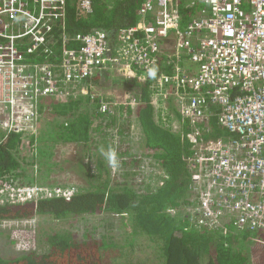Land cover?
Listing matches in <instances>:
<instances>
[{"label": "built area", "instance_id": "2783aa9c", "mask_svg": "<svg viewBox=\"0 0 264 264\" xmlns=\"http://www.w3.org/2000/svg\"><path fill=\"white\" fill-rule=\"evenodd\" d=\"M180 1L204 6L185 27ZM80 7L91 12L90 0H80ZM66 9L67 0H0L3 131L19 133L20 145L34 154L44 100L93 96L88 81L107 66L125 78L149 80V102L169 127L188 122L195 224L222 234L228 225L264 230V0H142L137 22L117 32L113 48L102 29L68 34ZM152 68L155 78L147 75ZM111 104L100 98L99 111L110 112ZM212 116L226 135L204 139ZM77 191L7 181L0 184V203L2 196L22 204L69 199Z\"/></svg>", "mask_w": 264, "mask_h": 264}, {"label": "trees", "instance_id": "16d2710c", "mask_svg": "<svg viewBox=\"0 0 264 264\" xmlns=\"http://www.w3.org/2000/svg\"><path fill=\"white\" fill-rule=\"evenodd\" d=\"M141 1L90 0L91 12L86 13L81 10L80 0H67L66 31L73 35L102 29L113 48L117 32L137 22ZM195 3L190 8L180 1L178 13L182 27L204 8L201 3ZM60 32L56 28L52 34L56 38ZM52 48L57 53L59 46ZM115 72L107 66L97 70L88 82L99 90L111 86L126 88L135 99L133 105L118 107L127 124L124 130L118 128L116 134L127 136L129 119L136 118L143 131L142 146L147 152L143 156L152 159L158 173L144 177L140 153L131 152L129 147L118 151L117 146H107L105 141L93 138V133L102 134L101 127L115 124L116 119L113 108L110 112L99 111L102 97L97 93L65 101L44 100L40 111L53 113L57 118L51 127L54 140L76 144L84 154L94 151L96 168L91 171L81 163L83 186L69 199H40L26 207L1 204L0 221L37 215L50 217L55 223L29 232L28 251L10 258L0 255V264H264V230H236L242 233L233 234V228L228 225L229 233L222 234L195 224L189 184L193 141L188 122L183 120L180 130L174 132L162 115L158 114V120H154L149 102L151 81L121 79L113 76ZM207 124L203 129L204 139L226 135L215 116ZM20 142L19 133L0 129V184L23 176L19 167L27 161L18 153ZM100 146H114L120 160L116 171H110L100 156ZM36 157L37 153L31 151L29 163L34 164ZM96 214L112 220L104 224L98 238L87 231L80 238L71 222L81 215Z\"/></svg>", "mask_w": 264, "mask_h": 264}, {"label": "rangeland", "instance_id": "374dc122", "mask_svg": "<svg viewBox=\"0 0 264 264\" xmlns=\"http://www.w3.org/2000/svg\"><path fill=\"white\" fill-rule=\"evenodd\" d=\"M171 43L172 40H169L165 45L169 46ZM186 64L190 65L191 63L187 61ZM195 68L196 66L193 65V69ZM113 76L121 79L125 78L119 72L113 73ZM91 85L94 93H97L100 95L99 97H102L104 100L112 103L111 106L114 109L113 112H115L114 115L116 117L115 124L106 127L102 126L100 131H103V133H93V138L96 141L100 139L105 141L107 146L110 144L117 146L118 151L124 149L125 147H129L131 152L140 153L143 157L140 163L143 168L141 169L142 175H144V177L149 173L153 176L156 175L158 173V169L152 159L150 157L143 156V153L146 152L142 146L143 131L137 119L134 117L129 119L130 130L127 136L120 137L116 134L118 128L124 130L127 124V118L123 116L120 111H118V107L120 105L131 104L130 102L133 97L128 94L126 88L123 89L117 86H111L106 87L103 90H99L97 88L95 89L93 84ZM83 103L85 102L83 101L82 104ZM166 103L168 110L174 109L171 100H167ZM157 109L160 110V107H157ZM153 111L154 120H158L157 118L160 112L158 113L156 108H153ZM52 114L53 113L47 111L44 113L41 112L37 131V144L35 146L36 148L34 153V155L37 153V157L34 164L33 162L32 164L29 163L31 159L30 148L29 151L27 146H21L18 148L19 155L26 157L27 163H23L21 164V167H19V171L20 169L23 171V176L17 179V183L24 185L36 183L47 187L74 186L79 190L83 186V171L82 168H80V165L84 162L91 171H94L96 168L94 156L96 154L92 150L89 154H84L83 149L78 147L76 144L63 143L61 141L54 140L51 127L53 124L57 123V118ZM174 126V130H172L174 132H178L181 128L179 124ZM0 129L3 131L1 124ZM113 147L110 146V148ZM107 148L109 147H106V149ZM42 152L44 154H42ZM106 165L108 166L107 163ZM109 168L112 172L117 170V168ZM1 199L2 203H9L10 205H13L14 203L22 204L13 202L9 198L3 196ZM111 220V218L105 217L102 214L81 215L71 223L73 224L72 226L74 227V230L79 232L80 238L85 231H87L92 237L98 238L99 234L103 231L104 224ZM54 223L55 221L50 217L37 215H33L25 219L1 220L0 255L4 258H10L23 254L28 251L27 249L29 245L27 244V236L31 235L29 232H32L34 229L37 230L39 227L51 226ZM64 226L67 227V224H64Z\"/></svg>", "mask_w": 264, "mask_h": 264}, {"label": "clouds", "instance_id": "9594fccd", "mask_svg": "<svg viewBox=\"0 0 264 264\" xmlns=\"http://www.w3.org/2000/svg\"><path fill=\"white\" fill-rule=\"evenodd\" d=\"M157 73L156 68H152L148 71L147 75L149 78H155ZM100 156L106 161L109 167L111 168H119L120 167V160L118 158V154L113 148H105L100 146L99 149Z\"/></svg>", "mask_w": 264, "mask_h": 264}, {"label": "crops", "instance_id": "0c3cea01", "mask_svg": "<svg viewBox=\"0 0 264 264\" xmlns=\"http://www.w3.org/2000/svg\"><path fill=\"white\" fill-rule=\"evenodd\" d=\"M231 232H233V234L235 233V234H237V233H242V232H238V231H236L235 229H233V230H231ZM230 232V233H231ZM251 234H253V233H250L249 235H251ZM239 235V234H238ZM243 236V235H242ZM251 239H252V237H251ZM250 239V240H251ZM241 240V239H240ZM242 243H244L245 242V240L244 239H242V241H241Z\"/></svg>", "mask_w": 264, "mask_h": 264}, {"label": "flooded vegetation", "instance_id": "af4514ba", "mask_svg": "<svg viewBox=\"0 0 264 264\" xmlns=\"http://www.w3.org/2000/svg\"><path fill=\"white\" fill-rule=\"evenodd\" d=\"M16 206H21V207H26L27 206V204H17Z\"/></svg>", "mask_w": 264, "mask_h": 264}, {"label": "bare ground", "instance_id": "6f19581e", "mask_svg": "<svg viewBox=\"0 0 264 264\" xmlns=\"http://www.w3.org/2000/svg\"><path fill=\"white\" fill-rule=\"evenodd\" d=\"M153 106V105H152ZM153 108H154V106H153Z\"/></svg>", "mask_w": 264, "mask_h": 264}]
</instances>
